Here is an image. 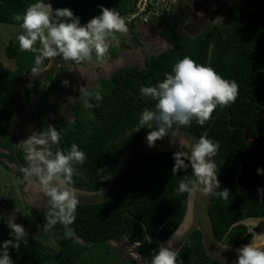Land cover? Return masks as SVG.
I'll list each match as a JSON object with an SVG mask.
<instances>
[{"label":"trees","instance_id":"16d2710c","mask_svg":"<svg viewBox=\"0 0 264 264\" xmlns=\"http://www.w3.org/2000/svg\"><path fill=\"white\" fill-rule=\"evenodd\" d=\"M34 2L36 0H0V23L19 26L21 21L14 17H22L28 5ZM134 2L55 0V5L56 9L72 10L80 18V23L85 24L100 14L99 6L116 9L124 17L132 10ZM162 36L171 47L158 54L147 55L142 68L123 66L114 71L111 80L98 79L95 90L89 95L91 107H85L81 97L76 98L71 105L72 121L53 126L60 134L58 147L67 151L72 143H76L85 152L84 163L76 166L82 176L74 177L75 187L90 191L100 189L109 181L122 150L138 135L150 131L147 127L136 130L140 113L145 108H155V101L143 97L139 88L162 81L164 73L170 72L172 65L184 56H190L201 65L211 66L223 78L236 81L238 96L226 107L217 106L205 125H198L193 120L186 129L200 136L208 128L205 135L219 141V150L214 157L218 167V190L226 188L230 196L227 201L212 196L210 201L209 215L216 239L222 243L229 241L232 245L247 243L251 237L246 233V226L240 224L230 232L228 228L236 221L264 215L262 205L254 196L242 195L232 186L234 171L244 159L259 162L263 157L260 145L244 141L243 127L248 125L252 116L260 114L261 107L264 108V0H241L239 5L228 10L221 23L206 24L192 36L169 28L162 30ZM123 45L121 42L118 48H110L104 61L109 56L115 58ZM4 53L13 61L14 69H5L0 62V102L12 104L14 81L22 72L30 70L38 53L20 51L17 41H9ZM61 83L60 78L53 76L34 83L32 92L37 93L38 88L41 89L35 110L41 131L47 129L46 117L55 114L59 106L57 102H48V93L61 89ZM45 84V88L41 87ZM97 92L99 100L95 98ZM26 101L30 105L27 97ZM11 119L12 113L0 108V148L6 151L0 155L9 163L16 164L12 141L5 133ZM248 138L264 141V119H254ZM172 157L170 152L144 156L128 185L114 197L98 204L77 206L76 219L70 226L75 233L73 237L65 238L64 228L58 223L51 231L46 230V235L54 240L53 248L27 234V246L22 244L18 250L9 248L10 258L13 261L20 256L19 264H77L89 245L124 239L135 245L139 241L140 246L134 251L141 257L150 258L157 245L147 242L141 224L131 216L140 219L148 234L156 235L160 240H165L179 225L188 194L176 189L179 179L191 178V169L178 170L174 174ZM18 158L26 164L23 155L18 153ZM256 169L252 164L242 167L238 184L243 189H252L263 178L256 174ZM16 174L22 177L19 167ZM18 185L23 187L24 183ZM258 188H264V182ZM46 211H32L42 226ZM8 232L0 220V242L9 239ZM177 264L220 263L206 255L201 235L194 230L178 252Z\"/></svg>","mask_w":264,"mask_h":264},{"label":"clouds","instance_id":"9594fccd","mask_svg":"<svg viewBox=\"0 0 264 264\" xmlns=\"http://www.w3.org/2000/svg\"><path fill=\"white\" fill-rule=\"evenodd\" d=\"M99 13L85 24H81L80 18L75 16L72 10H53L51 4L36 0L28 5L22 17L15 16L17 21H21L19 27L22 31L16 36L20 51L38 53L34 57L30 73L36 75L47 71L51 67L52 58L55 57L76 64L103 62L110 48L120 46L121 38L128 28L125 19L116 9L99 6ZM213 22L221 23V19L217 18ZM63 83L68 84L67 81ZM79 93L85 107H91L87 99L88 87H80ZM139 93L155 101V108H145L140 113L136 130L144 127L150 129L146 136L149 148L154 146L155 141L170 133L173 138L170 144L177 143L179 149H182L173 153L172 172L175 174L178 170L191 169V178L178 180L177 192L187 193L189 197L199 192L204 197L216 196L227 201L229 190H218L220 184L216 162L207 159L216 156L219 141L207 135L198 136L193 143L175 138L179 131L188 128L193 120L203 126L212 118L217 106L226 107L234 103L238 96L236 81L225 79L211 66L201 65L190 56H184L172 65L170 72L164 73L162 81L151 86H141ZM95 98L100 99L99 92ZM59 144L60 134L51 125L45 131L34 132L19 143L26 164L19 168L22 177H17L15 182L22 184L32 181L38 184L47 197L44 229L51 231L59 223L64 228V237L70 238L75 235L70 226L76 219L79 204L77 197L80 192L75 187L74 177L82 176L76 166L84 163L86 155L76 143H72L67 151L58 147ZM256 174L264 175V169L258 167ZM257 191L264 195V188H258ZM15 219L14 214L6 218L0 214V220H3L9 229V239L0 242V264H13L9 248L18 250L22 244H28L25 228L15 223ZM261 222H264V217H256L247 222L246 233L250 234L251 238L247 244L235 249L237 256L234 264H264V232L255 231ZM239 223H232L228 231L236 228ZM174 237L178 238L179 234L174 232L165 245H158L150 258L141 257L138 252L133 251V259H142L143 264H177L178 253L172 250ZM228 242L219 246L227 249ZM135 243L138 248L139 241Z\"/></svg>","mask_w":264,"mask_h":264},{"label":"water","instance_id":"95a60500","mask_svg":"<svg viewBox=\"0 0 264 264\" xmlns=\"http://www.w3.org/2000/svg\"><path fill=\"white\" fill-rule=\"evenodd\" d=\"M44 2L51 4L53 10L56 9L55 0H44ZM152 2H155V0H152ZM133 7L134 4L132 6V9ZM62 62L73 61L64 60L61 57H55L51 60V67L43 73L33 75L30 73V70L22 72L13 83V103L9 104L0 102L1 109L7 110L12 113V119L5 127V133L12 141L13 156L19 168L24 165L17 156V148H20L19 143L27 139L34 132H42L39 124L37 123L32 107L26 101V97L24 94L25 89L27 88V86L35 82H42L49 76L54 75ZM261 110L262 109H260V115L252 116L248 125L243 127V139L246 143L260 145L263 148V157L259 162H254L249 158L244 159L234 171V174L232 176V186L242 195L254 196L264 209V195L259 194L257 191L258 185L264 182V175H262L263 178L261 180H258L250 190H245L238 184L239 173L245 164H252L257 168H262L264 164V141L248 138V132L253 124V121L254 119L260 118ZM214 119L215 117H213V120ZM207 130L208 128L202 135H205ZM15 131L16 134H14ZM147 134L148 131L138 135L122 150V152L118 156L109 181L103 187L94 191L78 188L80 190L77 197L79 202L78 205L98 204L114 197L118 192H120L128 185V183L136 173L138 163L144 156L156 152L174 153L178 150H182L179 149L177 143L170 144V140L173 139L170 133L160 140L155 141L154 146L149 148L146 144ZM197 138L198 135L195 132L189 129L182 128L175 139H184L189 143H193ZM207 159H212L215 162L214 157H209ZM211 198L212 196H201L199 192H197L193 197H189V195H187L184 216L176 229L165 240H160L156 235H149L145 224L137 217L131 215L130 216L136 219L141 224L145 239L148 238L146 240L149 244H154L157 246L165 245L171 235L175 232L179 234V237L173 238L174 243L172 245V250L178 253L189 239L191 233L194 230H197L201 235L202 247L206 255L210 259L220 264H234L237 256L235 249L241 247L243 244H229V248L227 249H223L219 246L220 244H222V242L218 241L215 237L212 220L209 215V205ZM261 217H264V215ZM254 218L256 217L240 220V223L238 225L241 224L246 226L247 222L250 219ZM256 228L257 233L264 232V222H261Z\"/></svg>","mask_w":264,"mask_h":264},{"label":"rangeland","instance_id":"374dc122","mask_svg":"<svg viewBox=\"0 0 264 264\" xmlns=\"http://www.w3.org/2000/svg\"><path fill=\"white\" fill-rule=\"evenodd\" d=\"M205 2L209 4V9H212L209 11L214 12L211 14L213 15L211 18L215 21L217 18L224 19L227 16L228 9L235 5H239L240 0H205ZM21 31L22 29L19 26L0 23V62L3 67L8 68V70H13L14 65L13 61L5 55L4 47L9 41H17L16 36ZM159 32L160 31L157 30L156 34ZM155 36L158 37V34ZM155 36L152 37L151 35L147 40H144L143 33L142 36L137 35V40L140 43H133L135 46L134 50L123 51L127 57L121 60L123 61L122 63L115 57L114 68L115 66L124 64H140L138 61L151 51L150 48L154 47V49H152L153 52L161 50L162 45L152 42L148 43L150 40H155ZM160 39L163 40L161 37ZM94 64L95 61L92 63L86 62L75 65L63 63L57 69V74L62 78L61 89L50 91L48 93V102H58L60 107L55 114L48 116V121L46 123L47 127L49 125L52 127L59 126L60 122L67 120L66 116L69 111V102L72 98V94L79 90L81 86L89 85L90 82L93 81L95 75V73H93ZM64 81H67L68 84L65 85L63 83ZM46 86L47 84L41 87L45 88ZM38 89L37 93L33 92L30 95V103L34 112L36 110V103L40 97L41 89L40 87ZM68 120L72 121V118L69 117ZM14 134H16V131ZM1 153H6V151L0 148V154ZM17 172V165L15 163H9L0 155V214L5 218L10 214H14L16 216L14 222L21 224L25 228L27 234L38 238L47 247L53 248L54 240L46 235V230L36 221L32 213L33 210H42L46 196L40 190L38 184L32 181H25L24 186L20 187L15 182L18 177L16 174ZM1 221L4 222L3 220ZM255 231L257 232V228ZM135 247V244H129L126 239L121 241L111 240L103 245H89L88 250L81 256V262L77 264H142L141 259H133L132 257V252ZM19 259L20 256H17L13 260V264H19Z\"/></svg>","mask_w":264,"mask_h":264},{"label":"crops","instance_id":"0c3cea01","mask_svg":"<svg viewBox=\"0 0 264 264\" xmlns=\"http://www.w3.org/2000/svg\"><path fill=\"white\" fill-rule=\"evenodd\" d=\"M208 5L209 4L207 2H205V0H180L172 19H170L168 22L152 21V22L147 23V24H130V23H127L125 21L127 24L128 31L121 38V42H123L124 45H123L122 49L120 50V52L116 58L119 59L120 62L122 63L123 61H121V60L124 59L125 57H127V56H125V53H123V51L131 50V49L134 50L135 46L133 43H140L137 40V35L142 36V33H143L144 34V40H147L148 37H150L151 35H152V37L157 35L156 34L157 30L162 32V30H164L165 28H169L171 22L179 24L180 22H183L186 18H188V19L190 18L191 20H201L202 19V20H204V22H203L204 25L216 23V22H213L214 19L211 18V16H213L211 14H213L214 12L209 11L212 9H209ZM192 10L194 11V13ZM194 14H195V16H194ZM120 15L123 17L122 14H120ZM155 38H156L155 40L154 39L150 40V42H148V43H151V42L152 43H168L164 38H163V40H161L159 36L158 37L155 36ZM153 48H150V49L152 50ZM150 49H148V50H150ZM13 65H14V63H13ZM124 65H127V64H124ZM4 68L8 69L6 67H4ZM9 70H12V69H9Z\"/></svg>","mask_w":264,"mask_h":264},{"label":"flooded vegetation","instance_id":"af4514ba","mask_svg":"<svg viewBox=\"0 0 264 264\" xmlns=\"http://www.w3.org/2000/svg\"><path fill=\"white\" fill-rule=\"evenodd\" d=\"M203 22H204V20H202V19L201 20H191L190 18L189 19L186 18L183 22H180L179 24H176V23L171 22L169 29L176 30L179 33H184V34H187L189 36H192L196 32L202 30V28L204 27V23ZM157 34H158L159 37L163 38L162 32H159ZM158 44L159 45H162V49L161 50H157V52H153V50H151L150 52H148L144 56V58L147 55L158 54V53H160L162 51H165L167 48H170L169 47V45H170L169 43H158ZM144 58H142L140 61H138V62H140V64L133 63L131 65L130 64L121 65V66L119 65V66H115V68H114V59H115L114 57H110L109 56L106 61H103V62H95L94 68H93V73H95V75L93 77V81H91L89 85H83L81 87H88V89H89V95H90L95 90L96 82H97L98 79H103V80H106V81L111 80L112 76L114 75V71H116L117 69H119V68H121L123 66H137L139 68H142L144 66V63H143ZM63 63H71L73 65L76 64L75 62H62L61 64H63ZM83 63H86V62H83ZM83 63H80V64H83ZM52 76L53 77H58V78H60L62 80L61 76L58 75L57 72H55V74L52 75ZM33 86H34V83L31 84V85H29V86H27V88L25 89V93L24 94H25V97L28 98L29 102H30V95H31V93H33L32 92ZM98 89L101 90L102 87H99ZM78 97H80L79 90H77L75 93L72 94V98H71V100L69 102V111H68V114L66 116V119L67 120L69 119V117H71V115H70V113H71V105L76 100V98H78ZM87 99H89V96H88ZM30 106H31V103H30ZM59 107H60V104H59L58 108ZM260 109H262L261 110L260 119H264V113H263V109L264 108L261 107ZM260 109H259V111H260ZM34 114H35V112H34ZM67 120H64L63 122H68L69 120L68 121ZM45 121H48V116L46 117ZM61 123L62 122H60V124ZM18 153H20L21 155H23L22 152H21V150H20V148H17V156H18ZM47 207H48V205H47V197H46L45 198V201L43 203V208L42 209L45 210V209H47Z\"/></svg>","mask_w":264,"mask_h":264},{"label":"built area","instance_id":"2783aa9c","mask_svg":"<svg viewBox=\"0 0 264 264\" xmlns=\"http://www.w3.org/2000/svg\"><path fill=\"white\" fill-rule=\"evenodd\" d=\"M180 0H135L134 7L124 19L130 24H147L152 21L168 22L172 19ZM264 169V164L262 166Z\"/></svg>","mask_w":264,"mask_h":264}]
</instances>
